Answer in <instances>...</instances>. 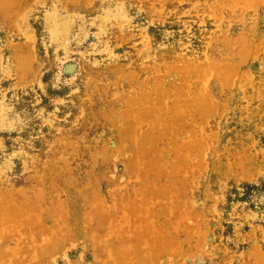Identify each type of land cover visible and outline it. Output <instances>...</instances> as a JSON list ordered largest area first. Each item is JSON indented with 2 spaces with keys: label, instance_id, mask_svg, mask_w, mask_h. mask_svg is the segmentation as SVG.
<instances>
[{
  "label": "rangeland",
  "instance_id": "374dc122",
  "mask_svg": "<svg viewBox=\"0 0 264 264\" xmlns=\"http://www.w3.org/2000/svg\"><path fill=\"white\" fill-rule=\"evenodd\" d=\"M0 264H264V0H0Z\"/></svg>",
  "mask_w": 264,
  "mask_h": 264
},
{
  "label": "trees",
  "instance_id": "16d2710c",
  "mask_svg": "<svg viewBox=\"0 0 264 264\" xmlns=\"http://www.w3.org/2000/svg\"><path fill=\"white\" fill-rule=\"evenodd\" d=\"M246 187V191H244L245 193H248L251 188H249L248 186H245Z\"/></svg>",
  "mask_w": 264,
  "mask_h": 264
}]
</instances>
